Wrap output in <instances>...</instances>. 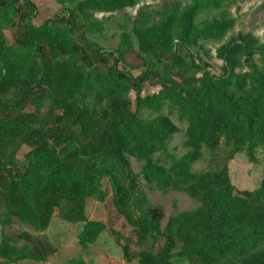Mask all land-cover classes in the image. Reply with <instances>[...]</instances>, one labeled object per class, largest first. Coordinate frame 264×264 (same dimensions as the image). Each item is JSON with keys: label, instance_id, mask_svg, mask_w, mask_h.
<instances>
[{"label": "trees", "instance_id": "trees-1", "mask_svg": "<svg viewBox=\"0 0 264 264\" xmlns=\"http://www.w3.org/2000/svg\"><path fill=\"white\" fill-rule=\"evenodd\" d=\"M55 1L61 11L34 25L31 0H0L2 228L16 220L41 233L58 212L82 224L78 244L86 252L106 229L87 218L88 200L107 197L106 179L111 208L132 228L131 238L110 229L127 263L264 264V178L255 189L239 190L228 168L243 152L256 162L264 148V45L251 32L224 41L235 26L225 6L244 0H174L156 14L141 6L132 32L144 68L135 75L118 66L132 51L127 33L114 51L86 35L105 29L95 14L121 13L136 0ZM206 43L219 44L221 73L196 50ZM145 84L157 90L143 95ZM164 107L167 114L160 113ZM143 110L150 115L142 118ZM172 114L186 122L180 156L167 148L179 131ZM220 146L227 149L222 161L192 171L202 148ZM128 157L143 162L147 183L184 191L197 205L166 218L149 205ZM55 251L28 231L1 235L0 258L10 263L45 261Z\"/></svg>", "mask_w": 264, "mask_h": 264}, {"label": "rangeland", "instance_id": "rangeland-1", "mask_svg": "<svg viewBox=\"0 0 264 264\" xmlns=\"http://www.w3.org/2000/svg\"><path fill=\"white\" fill-rule=\"evenodd\" d=\"M35 6V13L31 17L33 24H40L46 19L53 17L61 11V7L55 0H31ZM174 0H136L134 7H128L121 13L113 14H95L94 18L104 23V31L96 33H87L88 41L98 44L105 50L114 51L121 45V35L127 33L130 37L129 43L132 51L126 55L127 63H119V69L131 72L135 75L144 68L143 58L138 54V42L132 32L133 21L135 20L138 9L141 6L148 5L153 12L158 13L164 5H168ZM185 3V0H181ZM225 8L235 18L234 29L227 33L224 41L231 37H236L240 33L251 32L259 39V43L264 45V0H244L240 3H230ZM157 19L155 16L154 20ZM8 43L12 42L9 31H5ZM218 43H206L205 48L196 47L210 68L215 73H221L222 61L216 57V48ZM205 49L207 53H205ZM142 94L157 90L156 87L143 86ZM132 101L135 93L131 92ZM132 108H135L133 102ZM32 111V107H28ZM48 106H44L41 112L47 113ZM160 113L167 114V108L164 107ZM140 116L145 118L149 116V111H140ZM154 115V114H153ZM172 121L178 126L179 131L168 142L169 151L180 156L185 151V129L186 122L180 120L175 114L170 116ZM52 119V118H51ZM51 121V120H50ZM28 147L23 145L17 154V167L21 168L24 164V154ZM200 159L192 166V171L199 172L209 168L215 160L222 161L226 157L227 149L220 146L215 152H210L202 148ZM158 158L159 155H155ZM257 161L251 162L246 154L239 153L232 160L228 161L229 176L232 184L239 190L255 189L260 185L264 178V148L257 151ZM130 168L135 175H138L140 190L148 200L149 205L160 207L165 217L176 215L181 211L191 209L197 205L195 199L190 197L184 191H161L154 184L147 183L142 175L143 162L134 157H128ZM102 188L105 190L107 197L105 201L99 202L95 199H89L87 202V218L89 220H101L106 224L105 231L100 237L89 246L86 252L82 251L78 244V234L82 229L81 223H70L62 220L58 212L52 218L49 227L44 232H35L32 228L23 226L18 221L14 222L5 229L0 225V240L2 232L5 231L10 236L16 235L22 231H28L35 236H42L50 242L56 251L45 261H36L25 259L16 263H10L0 258V264H73L76 261H82L85 264H137L135 261L127 263L123 257L121 245L111 235L110 229L120 231L124 236L132 237V228L122 218L117 216L110 206L111 188L109 182L105 179L102 182ZM22 243L19 244L21 246ZM177 264H189L187 260L177 258L174 260Z\"/></svg>", "mask_w": 264, "mask_h": 264}, {"label": "crops", "instance_id": "crops-1", "mask_svg": "<svg viewBox=\"0 0 264 264\" xmlns=\"http://www.w3.org/2000/svg\"><path fill=\"white\" fill-rule=\"evenodd\" d=\"M32 2V1H31ZM33 3V2H32ZM30 20H31V18H30ZM31 23H32V21H31ZM33 24V23H32ZM41 24V23H40ZM34 25H39V24H34Z\"/></svg>", "mask_w": 264, "mask_h": 264}]
</instances>
